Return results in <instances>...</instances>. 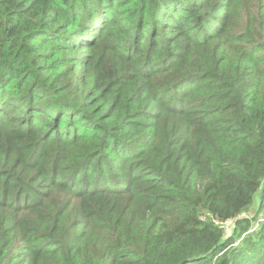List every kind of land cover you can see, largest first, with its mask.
Wrapping results in <instances>:
<instances>
[{"label": "trees", "instance_id": "16d2710c", "mask_svg": "<svg viewBox=\"0 0 264 264\" xmlns=\"http://www.w3.org/2000/svg\"><path fill=\"white\" fill-rule=\"evenodd\" d=\"M0 264H264V0H0Z\"/></svg>", "mask_w": 264, "mask_h": 264}, {"label": "rangeland", "instance_id": "374dc122", "mask_svg": "<svg viewBox=\"0 0 264 264\" xmlns=\"http://www.w3.org/2000/svg\"><path fill=\"white\" fill-rule=\"evenodd\" d=\"M259 199H260V194H258L255 198V203L257 204L259 202Z\"/></svg>", "mask_w": 264, "mask_h": 264}, {"label": "built area", "instance_id": "2783aa9c", "mask_svg": "<svg viewBox=\"0 0 264 264\" xmlns=\"http://www.w3.org/2000/svg\"><path fill=\"white\" fill-rule=\"evenodd\" d=\"M228 226V225H227Z\"/></svg>", "mask_w": 264, "mask_h": 264}]
</instances>
